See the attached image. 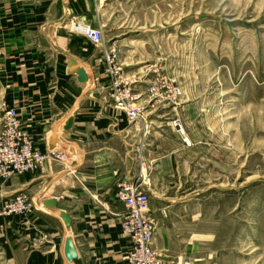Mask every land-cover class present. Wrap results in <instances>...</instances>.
Segmentation results:
<instances>
[{
    "label": "crops",
    "instance_id": "1",
    "mask_svg": "<svg viewBox=\"0 0 264 264\" xmlns=\"http://www.w3.org/2000/svg\"><path fill=\"white\" fill-rule=\"evenodd\" d=\"M0 10L1 100L18 111L41 152L67 155L66 162L47 161L36 172L0 179L3 201L23 193L33 203L22 220L26 257L17 264H127L130 239L119 225L125 207L118 186L135 179L143 186L178 185L190 169L209 177L212 169L225 172L222 111L209 109L212 101L204 98H147L139 80L134 91L145 114L129 121L109 96L105 50L78 33L94 23L96 0H0ZM120 42L114 39L110 48ZM69 58L82 66V77L70 72ZM178 117L184 134L175 126ZM51 199L70 225L45 204ZM158 234L155 248L166 264Z\"/></svg>",
    "mask_w": 264,
    "mask_h": 264
},
{
    "label": "rangeland",
    "instance_id": "2",
    "mask_svg": "<svg viewBox=\"0 0 264 264\" xmlns=\"http://www.w3.org/2000/svg\"><path fill=\"white\" fill-rule=\"evenodd\" d=\"M93 22L83 26L103 30L97 47L105 50L109 96L106 52L117 38L114 66L133 90L140 80L147 98H204L212 101L209 109L222 111L225 172L212 169L209 177L190 169L178 185L143 186L165 263L264 264V0H96ZM154 83L159 97L149 90ZM1 99L0 90V119L10 106ZM174 123L184 134L181 119ZM20 196L27 195L3 201L0 193V264L26 257L22 220L33 203L28 198L29 210L10 212Z\"/></svg>",
    "mask_w": 264,
    "mask_h": 264
},
{
    "label": "built area",
    "instance_id": "3",
    "mask_svg": "<svg viewBox=\"0 0 264 264\" xmlns=\"http://www.w3.org/2000/svg\"><path fill=\"white\" fill-rule=\"evenodd\" d=\"M79 31L95 46L104 40L103 31L100 29L82 26ZM117 57L115 48L107 50L108 70L113 79L110 96L116 108L122 110L129 121L140 120L144 107L137 102L132 83L124 78L120 68L115 67ZM149 90L154 96L162 95L161 88L155 83L151 84ZM4 110V125L0 130V178L7 180L16 175L36 172L47 161H67V155L54 149L41 152L25 133L18 111L11 106ZM142 183L139 179L124 180L117 189V200L125 207V212L119 218V225L130 239V248L125 259L127 264H163L155 248L158 222L152 216L150 195ZM16 202L17 204L11 205L10 212L22 213L32 207L27 196L17 197L13 203Z\"/></svg>",
    "mask_w": 264,
    "mask_h": 264
},
{
    "label": "water",
    "instance_id": "4",
    "mask_svg": "<svg viewBox=\"0 0 264 264\" xmlns=\"http://www.w3.org/2000/svg\"><path fill=\"white\" fill-rule=\"evenodd\" d=\"M65 1H70V0H65ZM67 63L70 67V72L72 74H75V75H78L80 77H82V66L79 65L78 63H76L75 59L73 58H69L67 60ZM73 123H74V118H70L66 124H65V129H71L73 127ZM56 134V133H55ZM56 135H54L53 139H52V142L56 141V138H55ZM45 204L50 206L54 212H56V214H58L66 223V225H70L71 223V219H70V216L63 210L59 209L58 208V203L55 199H51V200H47L45 201Z\"/></svg>",
    "mask_w": 264,
    "mask_h": 264
}]
</instances>
